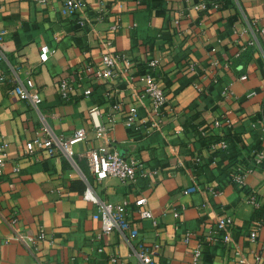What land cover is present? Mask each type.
<instances>
[{
	"label": "crops",
	"instance_id": "0c3cea01",
	"mask_svg": "<svg viewBox=\"0 0 264 264\" xmlns=\"http://www.w3.org/2000/svg\"><path fill=\"white\" fill-rule=\"evenodd\" d=\"M63 1L0 0V29L7 30L0 46V142L8 143L0 176V264H117L112 255L137 264L142 241L160 244L155 264H193L197 243L198 264H264V172L256 160L264 154V0H219L218 8L204 11L192 5L212 0H85L89 23L79 12L63 15ZM102 36L131 60L132 86L122 76L96 79L81 70L86 62L100 66ZM45 44L54 52L42 62ZM150 60L157 61L152 74L167 95L159 129L148 124L147 100L136 95ZM27 77L41 96L37 105L12 91ZM62 79L70 84L67 99L58 92ZM115 102L122 104L117 122L97 137L88 109L98 105L107 115ZM131 106L137 112L127 126ZM45 124L65 138L86 131L73 146V162L43 148L25 152L26 142L44 138ZM107 142L138 165L134 181H97L89 172L85 151ZM240 171L244 185L235 181ZM88 184L102 199L127 200L136 235L101 232L97 206L83 197ZM189 187L196 190L185 193ZM140 197L152 219L136 214ZM223 214L233 218L230 241L216 229ZM40 229L44 239L35 247L15 239ZM235 249L245 263L233 257Z\"/></svg>",
	"mask_w": 264,
	"mask_h": 264
},
{
	"label": "built area",
	"instance_id": "2783aa9c",
	"mask_svg": "<svg viewBox=\"0 0 264 264\" xmlns=\"http://www.w3.org/2000/svg\"><path fill=\"white\" fill-rule=\"evenodd\" d=\"M44 1V0H41ZM139 1V0H137ZM219 0L210 1V6L206 2H195L192 7L196 10H207L209 7L218 8L220 6ZM87 3L85 0H64L61 6V13L63 15L80 13L84 21L89 23L86 17ZM178 16L174 19L177 23L179 20ZM98 20H102L104 17L98 15L96 17ZM264 23V16L262 17ZM118 29V24H113L110 27L112 32ZM7 35V30L4 28L0 29V46L2 45L5 37ZM100 44L102 46L101 50V61L100 66L95 67L90 62H86L81 66V70L86 73H90L93 78L96 79H106L112 80L119 77L126 79L127 83L132 86L131 75L129 76L128 71L132 67L131 60L123 53H116L113 48V39L109 36L100 37ZM54 52V49L49 45H43L39 53L40 61L44 62L48 59L49 55ZM216 64V61H213ZM157 67L156 60H150L146 64V71L139 76L142 81V88L140 92L136 95L138 99L145 98L147 100V105L145 106V112L148 124L155 129H159L163 120L164 112L163 106L167 102V95L163 87L160 85L157 78L152 74V70ZM193 68V65H190ZM244 78V76L242 77ZM69 81L67 79H62L58 83V92L62 98H69ZM20 99L30 100L33 104L37 105L41 101V96L37 89L35 88L34 82L30 77L25 78L22 81L16 82L12 89ZM90 89L84 90V94H90ZM225 93V92H224ZM122 111L121 102H115L111 106V112L107 115H103L102 111L98 105H93L88 109V116L91 121L92 129L95 131L97 137L102 136L108 132L111 127L117 122L118 114ZM137 112L135 106H131L126 112L124 117V123L130 126L134 123V117ZM219 124V121H215ZM45 136L43 139L34 137L25 144V152L29 155L33 154L35 148H43L53 155L57 152L63 154L69 161L73 160L74 150L73 146L86 138V131L84 129H76L70 137H62L53 134L50 128L45 124L44 126ZM1 136V135H0ZM222 147L225 146L223 141H220ZM7 148L8 143L0 142V176L4 172V165L7 161ZM85 159L87 161V166L89 172L94 176L97 181H101L107 177H116L123 182H132L136 178L138 165L132 160L123 157L118 150L115 148L111 142L105 144H100L96 147L88 148L85 153ZM256 160L261 163L262 170L264 172V154L259 153L256 155ZM13 171L18 172L19 167L15 166ZM246 171H240L235 175V181L241 185H244V176ZM195 187H189L184 190L185 193H190L195 191ZM83 197L91 201L97 206L101 217V232L108 234L114 230H129L131 236L137 234V229L131 227L130 214L127 211V200L121 201H110L100 198L94 191L93 188L88 184L83 192ZM249 202L254 205L256 203V195L254 192L248 194ZM135 212L140 218H153L152 212L145 207L146 198L140 197L134 200ZM15 221V219H12ZM233 218L230 215H219L216 219V229L222 232L223 239L225 241L231 240V226ZM251 238H254V232H251ZM15 239L21 242H29L32 247L36 246V242L44 239V231L39 230L36 236L28 237L21 234L15 233ZM189 239V233L185 236V241ZM160 244L158 242H153L151 244H146L145 242H140L136 251V257L138 260L137 264H155L153 259V254H155L160 249ZM101 249H99L100 251ZM233 253V257L237 256L240 262L245 263L246 260L242 254H240L237 249ZM192 263L198 264L203 258L202 245L197 243L191 249ZM259 257H257L258 259ZM110 261L117 264H125L122 261H118L117 256L112 255ZM258 264V263H257ZM263 264V263H259Z\"/></svg>",
	"mask_w": 264,
	"mask_h": 264
}]
</instances>
